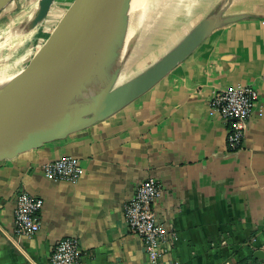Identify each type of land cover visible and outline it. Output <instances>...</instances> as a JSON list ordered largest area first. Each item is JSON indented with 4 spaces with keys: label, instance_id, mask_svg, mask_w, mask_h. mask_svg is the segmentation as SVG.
<instances>
[{
    "label": "crops",
    "instance_id": "obj_1",
    "mask_svg": "<svg viewBox=\"0 0 264 264\" xmlns=\"http://www.w3.org/2000/svg\"><path fill=\"white\" fill-rule=\"evenodd\" d=\"M195 3L184 16L201 13L197 24L206 21L211 31L157 85L91 127L0 161V264H49L55 244L69 236L78 238L83 264H150L124 214L125 203L148 177L162 187L154 205L158 219L176 234L162 264L260 263L255 253L264 245V0ZM186 21L174 19L170 30L156 33L135 56L126 55L120 78L140 67L167 36L165 44H173L178 31L172 28L182 29ZM239 84L254 86L259 100L242 147L233 150L228 126L210 98ZM63 156L80 159V180L45 176L44 164ZM22 190L44 201L40 231L31 238L13 231L15 198Z\"/></svg>",
    "mask_w": 264,
    "mask_h": 264
},
{
    "label": "water",
    "instance_id": "obj_2",
    "mask_svg": "<svg viewBox=\"0 0 264 264\" xmlns=\"http://www.w3.org/2000/svg\"><path fill=\"white\" fill-rule=\"evenodd\" d=\"M55 2L40 0L29 26L45 19ZM131 4L132 0H77L38 59L0 92V161L65 139L119 112L186 60L211 31L208 22L197 24L157 61L117 85L125 56L102 89L82 95L90 67L105 64L106 56L110 58L121 42ZM108 73L93 82L101 85ZM255 257L263 261L264 252H256Z\"/></svg>",
    "mask_w": 264,
    "mask_h": 264
},
{
    "label": "built area",
    "instance_id": "obj_3",
    "mask_svg": "<svg viewBox=\"0 0 264 264\" xmlns=\"http://www.w3.org/2000/svg\"><path fill=\"white\" fill-rule=\"evenodd\" d=\"M258 100L259 92L252 85L239 84L213 92L210 106L224 118L228 126V142L233 150L242 147ZM43 172L50 179L72 182L80 180L85 173L80 159L74 156H63L45 163ZM161 195L160 182L155 177H148L124 205L128 229L142 238L150 264H162L161 258L172 250L176 239L175 232L167 229L155 212L154 205ZM15 202L13 231L16 237L35 236L41 228L43 199L22 190L17 193ZM49 264H83V250L78 238L69 236L59 240L53 248ZM170 264H179V261ZM259 264H264V260Z\"/></svg>",
    "mask_w": 264,
    "mask_h": 264
},
{
    "label": "rangeland",
    "instance_id": "obj_4",
    "mask_svg": "<svg viewBox=\"0 0 264 264\" xmlns=\"http://www.w3.org/2000/svg\"><path fill=\"white\" fill-rule=\"evenodd\" d=\"M39 1L5 0L0 4V71L10 69L11 72L16 74L6 87L14 83L38 59L77 2V0H56L45 19L33 28L29 26L33 29V32L25 40H20L19 37L9 35L12 27L20 22V19L23 17L29 18V25L31 24L37 11L35 7L37 3L39 4ZM136 1L138 2L136 5L138 7L137 19L142 20V22L130 45L128 54L133 56H135L134 53H136L139 46L147 44L156 33L170 30L174 19L186 18L187 21L182 24V29L174 31L172 28V32L176 33L178 31V34L171 38L172 42L175 40L173 44H165L169 38L167 36V38L152 49L153 53L145 55L142 58V62L140 63L141 68L139 66L132 68L128 74L129 76L117 85L133 78L142 69L144 70L151 63L157 61L176 43H179L186 35L185 33L190 31L202 19V14H198L194 10L191 14L192 17L190 15L184 16L185 12L193 7L195 0H134V2ZM197 2L195 3L196 5ZM188 17H191V19L188 20ZM153 55L156 56L154 60H152ZM138 68L139 71L137 70Z\"/></svg>",
    "mask_w": 264,
    "mask_h": 264
},
{
    "label": "bare ground",
    "instance_id": "obj_5",
    "mask_svg": "<svg viewBox=\"0 0 264 264\" xmlns=\"http://www.w3.org/2000/svg\"><path fill=\"white\" fill-rule=\"evenodd\" d=\"M137 4H138L137 1L134 2V0H132L131 9L129 11V22H128V25L126 27L125 34H124L121 42L113 48L112 56L110 58H109V55L106 56L107 58H105V60H106L105 64H104V62H102V63L96 62L90 67V69L88 71L89 81L84 82V90L82 91V95H90V94L96 93L97 91L102 89L108 83L109 78H111L113 73L120 66V64H121L122 60H124L125 56L128 55V53L130 51V47H131L130 45H131L132 41L134 40V36H135L137 30L140 27V23L142 22V20L137 19V14H138L137 13L138 7H136ZM37 6H38V3H37ZM37 6L35 7V10L37 9ZM29 22H30L29 18H26V17L21 18L20 22L16 23L12 27L9 35L19 37L20 40L27 39L30 36V34L33 32V29H31L29 27ZM12 36H11V38H12ZM110 59H115V60L111 61ZM110 61H111V63H110ZM106 66H107V68L110 67V69L108 71L105 70ZM103 73H105V74L108 73L106 76V81L104 83H102L100 85L99 84L100 82H97V81L93 82L94 78L102 77L104 75ZM15 75L16 74H14V72H11L10 69H5L3 71H0V92L6 88L8 83L11 80H13V77ZM124 76H122L120 78L119 82L123 81Z\"/></svg>",
    "mask_w": 264,
    "mask_h": 264
},
{
    "label": "trees",
    "instance_id": "obj_6",
    "mask_svg": "<svg viewBox=\"0 0 264 264\" xmlns=\"http://www.w3.org/2000/svg\"><path fill=\"white\" fill-rule=\"evenodd\" d=\"M255 263V261H253L252 263H250V264H254ZM243 264H249L248 263V259L247 260H245V261H243Z\"/></svg>",
    "mask_w": 264,
    "mask_h": 264
}]
</instances>
